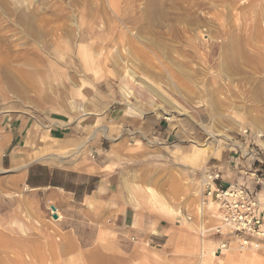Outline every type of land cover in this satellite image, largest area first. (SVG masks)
<instances>
[{"label": "rangeland", "instance_id": "1", "mask_svg": "<svg viewBox=\"0 0 264 264\" xmlns=\"http://www.w3.org/2000/svg\"><path fill=\"white\" fill-rule=\"evenodd\" d=\"M99 83L130 101L147 90L178 126L188 119L190 152L176 159L179 177L180 166L191 168L184 179L191 198L151 205L137 179L134 206L141 200L170 222L159 232L153 221L147 235L132 240L100 219L93 202L83 211L47 196L60 189L11 187L13 172L0 152V264H264V238L227 226L200 235L202 224L222 225L215 203L200 212L202 172L222 151L238 155L247 135L264 133V0H0V120H35L40 133H28L35 157L67 155L41 132L86 113V88ZM259 175L264 180V165ZM95 181L57 177L77 185L78 196ZM258 190L264 199V186ZM222 243L227 247L216 252ZM243 252L251 255L247 263L228 261Z\"/></svg>", "mask_w": 264, "mask_h": 264}, {"label": "crops", "instance_id": "2", "mask_svg": "<svg viewBox=\"0 0 264 264\" xmlns=\"http://www.w3.org/2000/svg\"><path fill=\"white\" fill-rule=\"evenodd\" d=\"M86 89L89 90L83 95L87 100L86 113L41 132L50 133V137L58 140L59 149L67 152L66 156L49 153L35 157L37 151L30 145L28 133L40 132L35 131L32 117L10 116L0 120L2 166L13 172L8 182L11 187L60 189L64 195L50 191L47 196L50 199L63 196L83 211L89 209L82 205L93 202L101 206L100 219H108L122 234L147 235L153 221L157 230L163 232L169 227L168 216L154 213L141 200L138 208L134 206L138 197L133 186L140 179L139 185L146 189L145 197L154 206L164 205L162 198L165 201L181 196L191 198V187L184 183L191 168L188 164L180 166L183 168L179 177L176 159L178 151L185 155L190 152L187 140L193 133L184 130L186 126L182 124L188 119L181 120L178 126L147 90H140L139 99L130 101L107 83ZM251 164L240 153L222 151L210 166L221 171L224 185L239 182L253 188L257 185L249 175ZM62 173L95 177L96 181L78 196L77 185L70 188L66 183L57 182Z\"/></svg>", "mask_w": 264, "mask_h": 264}, {"label": "built area", "instance_id": "3", "mask_svg": "<svg viewBox=\"0 0 264 264\" xmlns=\"http://www.w3.org/2000/svg\"><path fill=\"white\" fill-rule=\"evenodd\" d=\"M245 139L246 147L241 148L240 154L242 158H248L252 162L249 175L252 176L257 186L252 188L239 182L224 185L221 171L209 166L201 174L202 203H215L221 215L220 222L232 231L246 237L264 238V199L261 197V191L258 190L259 185L264 186V180L259 175L264 165V133L247 135ZM256 162H259V165ZM188 219L191 217L189 216ZM213 228L215 229L211 232L222 233L221 224ZM205 234L200 231L202 237ZM135 239L136 237L133 236L132 240ZM251 241L252 239L249 238L243 240L246 245L254 243ZM222 245L224 248L227 243Z\"/></svg>", "mask_w": 264, "mask_h": 264}, {"label": "bare ground", "instance_id": "4", "mask_svg": "<svg viewBox=\"0 0 264 264\" xmlns=\"http://www.w3.org/2000/svg\"><path fill=\"white\" fill-rule=\"evenodd\" d=\"M150 192L153 194V196L155 197V198H157V195H156V193L154 192V190L153 189H150ZM214 204V203H213ZM217 210H218V208H217ZM202 211H203V203L201 204V206H200V212L202 213ZM53 213L54 214H57L58 215V217L60 216L61 217V214H60V212L56 209V210H54L53 211ZM216 217H217V219H219L220 217H221V215L218 213V214H216L215 215ZM221 227H222V231H223V227H225L223 224L221 225ZM215 228H212V230H214ZM211 229H207V228H205L204 227V225L202 224V227H201V232H204V233H208L209 231H210ZM223 244V243H222ZM222 244H220V249H218V250H220L221 251V248H222ZM227 247V245L224 247V248H226ZM223 249V248H222ZM239 255V256H238ZM228 261H231V262H235V261H239V262H245L246 261V263H247V260H249V259H251V255L249 254V253H245V252H243V253H241V254H231L230 256H228ZM254 259V258H253ZM252 261V260H251ZM254 261H256V257H255V259H254Z\"/></svg>", "mask_w": 264, "mask_h": 264}, {"label": "water", "instance_id": "5", "mask_svg": "<svg viewBox=\"0 0 264 264\" xmlns=\"http://www.w3.org/2000/svg\"><path fill=\"white\" fill-rule=\"evenodd\" d=\"M52 209L54 211V210H56V207L54 205H52ZM53 216H54V218H58V215L57 214H54Z\"/></svg>", "mask_w": 264, "mask_h": 264}]
</instances>
